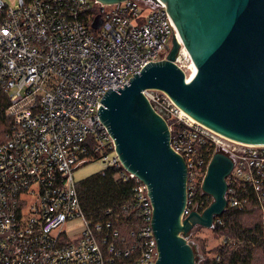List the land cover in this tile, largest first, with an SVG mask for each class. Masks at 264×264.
I'll return each mask as SVG.
<instances>
[{
	"label": "built area",
	"instance_id": "1",
	"mask_svg": "<svg viewBox=\"0 0 264 264\" xmlns=\"http://www.w3.org/2000/svg\"><path fill=\"white\" fill-rule=\"evenodd\" d=\"M13 1L0 0V90L9 98L12 120L0 145V264H156L147 187L124 169L99 109L110 89L167 59L173 31L179 34L166 4ZM100 14L102 25L95 30ZM145 96L168 123L171 146L187 166L185 217L196 206L199 213L208 208L205 201L192 205L215 155L209 154L212 146L234 162L228 206L243 207L247 199L239 200L237 190L248 188L264 203V145L231 147L232 141L185 117L165 92L148 90ZM96 159L108 169L123 168L116 179L136 181L133 197L146 222L132 234L139 245L127 247L126 238L110 232L111 224L93 225L84 213L74 173ZM77 221L80 230L67 228Z\"/></svg>",
	"mask_w": 264,
	"mask_h": 264
},
{
	"label": "water",
	"instance_id": "2",
	"mask_svg": "<svg viewBox=\"0 0 264 264\" xmlns=\"http://www.w3.org/2000/svg\"><path fill=\"white\" fill-rule=\"evenodd\" d=\"M98 1L110 5L125 0ZM152 1L166 4L197 71L188 81L177 65L182 45L173 31L167 59L149 64L117 91L110 89L99 117L124 169L147 187L159 252L156 264H197L187 237L198 226L212 229L224 214L234 162L222 151L215 153L202 184L213 202L203 213L196 206L185 217L187 166L171 146L168 123L145 92H165L196 122L232 142L264 145V0ZM101 25L100 14L93 28Z\"/></svg>",
	"mask_w": 264,
	"mask_h": 264
},
{
	"label": "trees",
	"instance_id": "3",
	"mask_svg": "<svg viewBox=\"0 0 264 264\" xmlns=\"http://www.w3.org/2000/svg\"><path fill=\"white\" fill-rule=\"evenodd\" d=\"M10 105L9 98L0 90V145L7 139L12 120L7 116L6 110ZM176 127L175 130H178ZM208 146L207 148H209ZM206 149L203 151L206 152ZM219 152L214 146L210 147L209 154ZM124 169L109 168L96 174L80 184H77L83 211L93 225L111 224L110 232L117 231L121 237L126 238L127 247L139 245V240L132 234L138 233L145 225L143 209L134 199L135 180L123 181L115 176ZM201 182V179H200ZM237 198L242 202L247 199L243 207L229 205L224 214L215 220L213 232L223 237V243L216 252V257L207 259L202 264H252L255 252L262 248L264 251V203L260 204L253 195L251 188L248 191L237 190ZM205 201L207 208L213 202L201 191L200 183L193 195V205ZM246 213H260L261 221L245 226L243 216ZM188 239V238H187Z\"/></svg>",
	"mask_w": 264,
	"mask_h": 264
},
{
	"label": "rangeland",
	"instance_id": "4",
	"mask_svg": "<svg viewBox=\"0 0 264 264\" xmlns=\"http://www.w3.org/2000/svg\"><path fill=\"white\" fill-rule=\"evenodd\" d=\"M8 2L9 4H14L13 0H4ZM181 55V54H180ZM190 56L187 53H184L182 58L180 59V67L185 72L186 76L190 73ZM228 145L231 147H239L240 145L238 143L233 142H227ZM219 151L224 152L223 149H219ZM114 153L109 154V159H112L114 157ZM108 168L106 167L105 163L101 159H96L91 163H88L84 166H81L78 168L74 173L75 182L77 184H80L82 181L96 175L99 173L104 172ZM264 213V210H263ZM263 219V215L260 213H246L245 216H243V222L245 226H250L255 224L256 222L261 221ZM82 223L80 221H77L71 225H69L67 228L71 231H78L82 228ZM188 241L192 244V246L195 249L196 258H197V264H202L207 259H213L216 257V252L219 249V247L223 243V237H220L218 234H215L212 229H205L203 227H196L190 232V234L187 237ZM252 264H264V251L262 248H259L255 252V259Z\"/></svg>",
	"mask_w": 264,
	"mask_h": 264
},
{
	"label": "bare ground",
	"instance_id": "5",
	"mask_svg": "<svg viewBox=\"0 0 264 264\" xmlns=\"http://www.w3.org/2000/svg\"><path fill=\"white\" fill-rule=\"evenodd\" d=\"M179 39H180V43H182V39H181L180 36H179ZM184 53H187V54H188L187 50L183 47V50H182V52H181V55L179 56V60L182 58V56L184 55ZM189 60H190V59H189ZM180 62H181V61H180ZM189 69H190V73H189V75L186 76V78H187L188 81H190V80L194 77V75H195V73H196V71H197V67H196V65L194 64V62H193L192 59L190 60V66H189ZM183 114L185 115V117H187V118L190 119L191 121H195L191 116H189L188 114H186L184 111H183ZM195 122H196V121H195Z\"/></svg>",
	"mask_w": 264,
	"mask_h": 264
}]
</instances>
